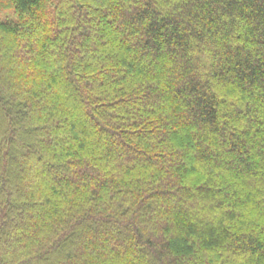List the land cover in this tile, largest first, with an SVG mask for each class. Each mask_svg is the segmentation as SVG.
<instances>
[{"label":"trees","instance_id":"1","mask_svg":"<svg viewBox=\"0 0 264 264\" xmlns=\"http://www.w3.org/2000/svg\"><path fill=\"white\" fill-rule=\"evenodd\" d=\"M0 264H264V0H0Z\"/></svg>","mask_w":264,"mask_h":264}]
</instances>
